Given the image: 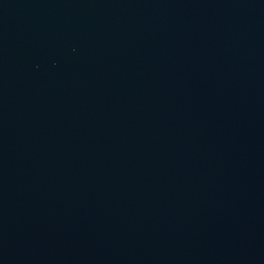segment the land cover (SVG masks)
Instances as JSON below:
<instances>
[{
	"label": "water",
	"instance_id": "95a60500",
	"mask_svg": "<svg viewBox=\"0 0 264 264\" xmlns=\"http://www.w3.org/2000/svg\"><path fill=\"white\" fill-rule=\"evenodd\" d=\"M0 65L90 264H264V0H0Z\"/></svg>",
	"mask_w": 264,
	"mask_h": 264
}]
</instances>
